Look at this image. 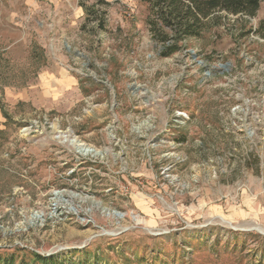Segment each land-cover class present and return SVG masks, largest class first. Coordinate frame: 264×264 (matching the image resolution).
Returning <instances> with one entry per match:
<instances>
[{
  "label": "rangeland",
  "instance_id": "374dc122",
  "mask_svg": "<svg viewBox=\"0 0 264 264\" xmlns=\"http://www.w3.org/2000/svg\"><path fill=\"white\" fill-rule=\"evenodd\" d=\"M93 3L0 0V254L264 264V3L170 58Z\"/></svg>",
  "mask_w": 264,
  "mask_h": 264
},
{
  "label": "trees",
  "instance_id": "16d2710c",
  "mask_svg": "<svg viewBox=\"0 0 264 264\" xmlns=\"http://www.w3.org/2000/svg\"><path fill=\"white\" fill-rule=\"evenodd\" d=\"M95 8L108 6L111 0H92ZM117 1V0H114ZM148 7L147 25L151 37L159 46V56L170 58L183 50V42L201 38L207 31L222 24L220 13L228 16L254 18L264 0H140ZM87 15L99 20L100 11L82 4ZM104 14V13H103ZM264 38V22L255 31ZM0 264H67L56 257L35 254L19 257L16 254H0ZM75 264V263H72Z\"/></svg>",
  "mask_w": 264,
  "mask_h": 264
},
{
  "label": "built area",
  "instance_id": "2783aa9c",
  "mask_svg": "<svg viewBox=\"0 0 264 264\" xmlns=\"http://www.w3.org/2000/svg\"><path fill=\"white\" fill-rule=\"evenodd\" d=\"M187 119H188V117L186 115H184L183 113H180L177 116V118L175 120V123H176V125H183V124H185L187 122ZM3 228H4V226H2L0 224V229H3Z\"/></svg>",
  "mask_w": 264,
  "mask_h": 264
},
{
  "label": "crops",
  "instance_id": "0c3cea01",
  "mask_svg": "<svg viewBox=\"0 0 264 264\" xmlns=\"http://www.w3.org/2000/svg\"><path fill=\"white\" fill-rule=\"evenodd\" d=\"M1 122H2V118H1V116H0V128H1Z\"/></svg>",
  "mask_w": 264,
  "mask_h": 264
},
{
  "label": "bare ground",
  "instance_id": "6f19581e",
  "mask_svg": "<svg viewBox=\"0 0 264 264\" xmlns=\"http://www.w3.org/2000/svg\"><path fill=\"white\" fill-rule=\"evenodd\" d=\"M261 233L264 235V230H261Z\"/></svg>",
  "mask_w": 264,
  "mask_h": 264
}]
</instances>
